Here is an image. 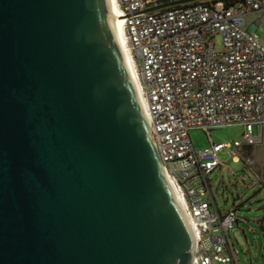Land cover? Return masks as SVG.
Wrapping results in <instances>:
<instances>
[{
	"label": "water",
	"instance_id": "95a60500",
	"mask_svg": "<svg viewBox=\"0 0 264 264\" xmlns=\"http://www.w3.org/2000/svg\"><path fill=\"white\" fill-rule=\"evenodd\" d=\"M193 246L105 0H0V264H190Z\"/></svg>",
	"mask_w": 264,
	"mask_h": 264
},
{
	"label": "built area",
	"instance_id": "2783aa9c",
	"mask_svg": "<svg viewBox=\"0 0 264 264\" xmlns=\"http://www.w3.org/2000/svg\"><path fill=\"white\" fill-rule=\"evenodd\" d=\"M173 1L117 0L119 18L145 119L193 237L190 264H235L228 234L238 222L237 205L222 213L208 178L221 166L219 153L230 147L210 142L195 150L188 132L241 126L235 151L263 141L264 47L244 24L248 14L264 16V0H197L147 11ZM259 22L257 17L254 24ZM244 163L251 167L252 157Z\"/></svg>",
	"mask_w": 264,
	"mask_h": 264
},
{
	"label": "rangeland",
	"instance_id": "374dc122",
	"mask_svg": "<svg viewBox=\"0 0 264 264\" xmlns=\"http://www.w3.org/2000/svg\"><path fill=\"white\" fill-rule=\"evenodd\" d=\"M257 17L260 22L255 25ZM244 28L255 33L264 47V16L246 15ZM214 43L215 49L221 51L219 35L215 36ZM188 133L195 150L208 148L210 142L229 145L230 148L218 155L221 166L208 176L212 192L222 213L230 209L233 203L238 204V222L232 233L228 234L234 263L264 264V138L253 148L235 151L233 142L241 141V126L219 127L209 132L193 128ZM248 156L253 159L251 167L244 163Z\"/></svg>",
	"mask_w": 264,
	"mask_h": 264
},
{
	"label": "bare ground",
	"instance_id": "6f19581e",
	"mask_svg": "<svg viewBox=\"0 0 264 264\" xmlns=\"http://www.w3.org/2000/svg\"><path fill=\"white\" fill-rule=\"evenodd\" d=\"M105 3H106L107 11H108L110 25H111L114 37L116 39V43L118 45L124 66L126 68L128 76L135 89L137 99L141 106L142 112L145 115V108H143V105H142L144 104V101L142 99L143 97L141 96V92H140L141 84H140L139 77H138L134 62L132 60V57H131V54L128 48L127 39H126L124 30L122 27V21H121V18H119L122 16V14L120 13L118 9L117 0H105Z\"/></svg>",
	"mask_w": 264,
	"mask_h": 264
},
{
	"label": "crops",
	"instance_id": "0c3cea01",
	"mask_svg": "<svg viewBox=\"0 0 264 264\" xmlns=\"http://www.w3.org/2000/svg\"><path fill=\"white\" fill-rule=\"evenodd\" d=\"M260 151H261V153H262V155H263V147H261ZM261 157H262V156H261ZM235 160H236V159H235Z\"/></svg>",
	"mask_w": 264,
	"mask_h": 264
},
{
	"label": "trees",
	"instance_id": "16d2710c",
	"mask_svg": "<svg viewBox=\"0 0 264 264\" xmlns=\"http://www.w3.org/2000/svg\"><path fill=\"white\" fill-rule=\"evenodd\" d=\"M237 208H238V204H237Z\"/></svg>",
	"mask_w": 264,
	"mask_h": 264
}]
</instances>
